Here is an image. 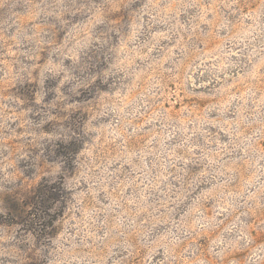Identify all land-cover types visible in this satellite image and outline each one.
I'll use <instances>...</instances> for the list:
<instances>
[{"label":"rangeland","instance_id":"obj_1","mask_svg":"<svg viewBox=\"0 0 264 264\" xmlns=\"http://www.w3.org/2000/svg\"><path fill=\"white\" fill-rule=\"evenodd\" d=\"M0 264H264V0H0Z\"/></svg>","mask_w":264,"mask_h":264}]
</instances>
